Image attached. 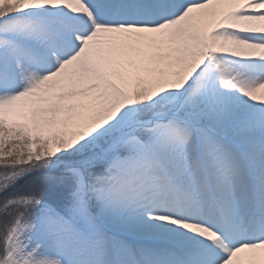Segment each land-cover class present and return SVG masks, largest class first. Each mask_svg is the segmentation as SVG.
I'll use <instances>...</instances> for the list:
<instances>
[{"label":"snow or ice","instance_id":"6c2138e0","mask_svg":"<svg viewBox=\"0 0 264 264\" xmlns=\"http://www.w3.org/2000/svg\"><path fill=\"white\" fill-rule=\"evenodd\" d=\"M0 264H264V0H0Z\"/></svg>","mask_w":264,"mask_h":264}]
</instances>
